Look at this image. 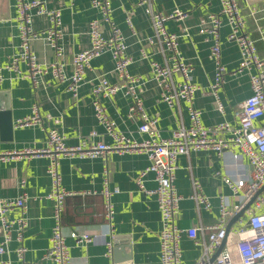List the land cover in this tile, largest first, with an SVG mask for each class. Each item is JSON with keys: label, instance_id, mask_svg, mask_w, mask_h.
Here are the masks:
<instances>
[{"label": "crops", "instance_id": "1", "mask_svg": "<svg viewBox=\"0 0 264 264\" xmlns=\"http://www.w3.org/2000/svg\"><path fill=\"white\" fill-rule=\"evenodd\" d=\"M50 9L62 12L63 60L67 72H71V60L75 53L90 47L89 23L101 19L100 9L92 6L91 0H44ZM112 21L123 31L128 45V53L133 58L130 70L142 77V98L146 112L158 119L163 136L172 135L182 123L188 124L187 104L170 106L161 98V88L153 77L152 60L165 62L166 57L158 44L150 42L154 35V20L147 12V4L140 0H110ZM155 11L164 13L180 9L186 17H177L166 21L169 31L181 34L180 48L185 59L191 63L193 81L199 86L194 105L202 110L203 121L214 125L222 121L237 122L236 111L240 104L251 94V82L246 71L234 74L240 61L239 46L228 41L230 32L227 20L220 30L223 62L229 71L226 82L219 90L225 110L222 112L211 86L214 81L215 63L210 56L212 37L199 31L200 24L209 13L221 9L220 0H152ZM261 5L264 0H250ZM128 18L131 19L129 23ZM51 19L46 14H34L32 27L35 31L51 27ZM106 36L112 35V25L102 23ZM258 37L257 32H253ZM20 34L17 21L16 0H0V64L3 65L20 50ZM38 60L48 63L56 59L55 50L44 38L32 41ZM260 53L264 55V45L258 42ZM114 57L110 50L92 60L91 68L85 74V81L79 94L74 96L67 84L50 73L41 77L37 87L32 79L20 77L14 70H4V80L0 92L6 93L10 100L14 123L12 140H4L0 134V151L21 150L26 147L42 148L46 146L47 131L57 128L67 137L71 145L89 146L96 141L112 142L95 115L93 86L99 82V76L105 74L112 83L119 82L114 71ZM26 68L25 63L20 64ZM181 82L183 77L175 75ZM110 118L116 123V130L128 136L142 140L146 137L139 133L141 123L139 115H130L131 100L124 90L111 97L100 98ZM37 104L43 118L42 125L27 127L16 126L17 120L31 114ZM96 129L98 134L91 137ZM47 156L24 155L11 161L0 160V195L17 197L26 192L28 196L29 218L25 229L23 244L27 252L19 260L15 248L17 241L10 245V257L13 264H53L44 258L50 247V237L54 225V201L46 195L51 189V179L47 172ZM150 158L144 152H109L107 156L81 158L66 156L61 159L60 172L63 186L74 193L66 199L64 225L68 233L67 244L75 264H161L159 231L161 215L156 197L145 193L139 187L138 178L149 165ZM175 187L182 196L179 211L176 214L180 227L213 225L220 216V196L231 195V188L224 177L236 173L238 165L230 153L218 154L211 149L193 150L179 158ZM25 179L23 186L21 180ZM112 187H118L113 202L115 213L112 220L106 216L105 200L100 190L105 180ZM198 181L202 191L211 200L210 208L200 207L190 195L194 192V183ZM147 188L157 186L152 172L145 176ZM236 202V200L234 199ZM18 212H14L17 215ZM237 226V224H236ZM89 233L91 241L78 243L73 231ZM116 235H128L130 248L108 255V240ZM1 241V235H0ZM182 248L184 264L193 263L200 255L201 248L187 236L183 237ZM131 258V259H129Z\"/></svg>", "mask_w": 264, "mask_h": 264}, {"label": "built area", "instance_id": "2", "mask_svg": "<svg viewBox=\"0 0 264 264\" xmlns=\"http://www.w3.org/2000/svg\"><path fill=\"white\" fill-rule=\"evenodd\" d=\"M92 6L102 12L101 19H93L89 23L90 47L75 53L71 60L72 70L67 72V64L63 60L64 48L62 39V12L50 9L44 0H16L17 21L20 34V50L8 62L0 64V85L4 80V70H14L18 76L32 79L37 87L41 77L50 73L67 84V89L77 96L85 81V74L91 68L92 60L103 52L110 50L114 57V71L119 82L112 83L102 74L99 82L93 86L95 94V115L112 142L96 141L89 146L71 145L67 137L57 128L47 131L46 146L26 147L21 150L0 151V160L7 162L24 155H44L49 159L47 172L51 179V189L46 197L54 201V225L50 237V247L44 258L53 264H75L70 247L67 244L63 215L66 199L71 193L62 184L60 172L61 159L66 156L94 158L107 156L109 152H144L150 158L149 165L141 172L138 182L145 193L154 195L161 215L159 231L161 264H184L182 240L190 238L202 250L201 255L190 264H264V55L260 53L258 42L264 45V2L256 5L250 0H220L221 9L217 13H209L200 24L199 31L212 37L210 56L215 63L214 81L211 86L216 96L219 109L225 110L219 90L226 82L229 73L222 57V40L220 30L224 20L230 27L228 41L235 42L240 49V61L234 74L249 73L251 94L240 104L236 111L237 122L222 121L207 125L203 121V112L194 105V98L199 86L193 81L192 66L182 54L180 48L181 34L169 31L166 21L177 17H186L187 13L180 9L164 13L155 11L152 0H140L147 4V12L151 14L155 33L150 42L158 44L166 60H152L153 77L161 88V98L170 106L187 104L189 123H182L172 135L163 136L158 119L150 116L142 98L143 83L140 75L133 74L130 65L133 58L128 53V45L123 31L112 21L110 0H91ZM34 14H46L51 19V27L47 30L35 31L32 27ZM129 23L131 19L128 18ZM112 25V35L106 36L102 23ZM253 32L258 33L254 37ZM44 38L53 47L56 59L41 63L32 48V41ZM26 68L21 69L20 64ZM181 75L178 82L175 75ZM124 90L131 100L130 115H139V133L146 135L142 140L132 138L124 132L116 130V123L110 118L100 98L111 97ZM43 118L39 107L35 104L30 115L16 122L18 127L42 125ZM98 131L93 129L91 137ZM211 149L218 154L230 153L238 169L234 174L224 177L231 188V195L220 196V216L213 225H198L187 228L180 227L176 214L180 208L182 196L175 187L179 158L193 150ZM152 172L157 186L147 188L145 176ZM25 179L21 180L24 186ZM118 187H112L106 179L100 190L105 200L106 216L112 220L115 213L113 202ZM200 207L210 208L211 200L204 194L198 181L194 183V192L190 195ZM236 200V202L234 201ZM250 201L246 216L238 219L228 230L230 220L238 214ZM28 196L26 192L17 197L0 195V264H13L9 253L10 245L17 241L15 253L23 260L27 252L23 244L25 229L28 226ZM14 212H18L14 215ZM237 224V226H236ZM78 243L89 242V233L73 231L71 233ZM223 244L221 252L212 257ZM108 255L113 252V240H108Z\"/></svg>", "mask_w": 264, "mask_h": 264}, {"label": "water", "instance_id": "3", "mask_svg": "<svg viewBox=\"0 0 264 264\" xmlns=\"http://www.w3.org/2000/svg\"><path fill=\"white\" fill-rule=\"evenodd\" d=\"M6 93L0 92V134L1 138L4 140H12L13 132H14V123L11 112V104L8 98H5ZM252 201H250L238 214H236L228 224V230L238 219L242 218L244 214H246L247 208L251 205ZM114 251L124 250L126 247L130 248L131 240L128 235H116L114 237ZM223 244L217 250V252L212 257V260L221 252ZM131 259V258H129Z\"/></svg>", "mask_w": 264, "mask_h": 264}, {"label": "trees", "instance_id": "4", "mask_svg": "<svg viewBox=\"0 0 264 264\" xmlns=\"http://www.w3.org/2000/svg\"><path fill=\"white\" fill-rule=\"evenodd\" d=\"M65 213H66V211L64 212V215H63V222H64V218H65Z\"/></svg>", "mask_w": 264, "mask_h": 264}, {"label": "rangeland", "instance_id": "5", "mask_svg": "<svg viewBox=\"0 0 264 264\" xmlns=\"http://www.w3.org/2000/svg\"><path fill=\"white\" fill-rule=\"evenodd\" d=\"M246 216V214H244V216L243 217H245Z\"/></svg>", "mask_w": 264, "mask_h": 264}]
</instances>
